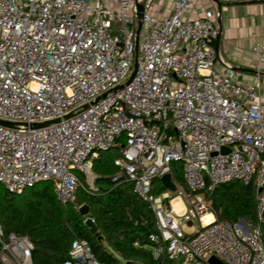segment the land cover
Listing matches in <instances>:
<instances>
[{
  "label": "built area",
  "instance_id": "2783aa9c",
  "mask_svg": "<svg viewBox=\"0 0 264 264\" xmlns=\"http://www.w3.org/2000/svg\"><path fill=\"white\" fill-rule=\"evenodd\" d=\"M198 2L173 0L156 13L155 0H0V119L15 124H0V185L19 194L52 181L57 199L74 203L76 172L95 180L94 161L119 144L111 180L132 183L153 210L156 260L264 264V39L252 45V79L241 82L231 64L217 66L215 20L186 15ZM167 173L176 190L155 192ZM235 180L257 189L256 223L219 220L205 198ZM33 250L0 222V264H33ZM62 264L105 263L76 238Z\"/></svg>",
  "mask_w": 264,
  "mask_h": 264
},
{
  "label": "trees",
  "instance_id": "16d2710c",
  "mask_svg": "<svg viewBox=\"0 0 264 264\" xmlns=\"http://www.w3.org/2000/svg\"><path fill=\"white\" fill-rule=\"evenodd\" d=\"M112 148L100 154L99 167L93 164L97 193L80 188L76 191L78 207L74 203L62 204L52 181H40L19 194L0 188V222L6 233L28 236L33 241V264H62L76 238L88 240L95 257L105 264H122L121 258L146 264H173L166 256L161 260L153 256L154 243L149 235L158 229L149 204L134 193L132 183L117 184L111 180L117 171L114 159L120 154L118 151L108 156ZM172 173L179 184L184 183L182 164L174 162ZM206 194L219 220L257 222V189L251 183L235 180ZM82 206H87V213L81 211ZM87 217L95 219L97 231L85 224Z\"/></svg>",
  "mask_w": 264,
  "mask_h": 264
},
{
  "label": "crops",
  "instance_id": "0c3cea01",
  "mask_svg": "<svg viewBox=\"0 0 264 264\" xmlns=\"http://www.w3.org/2000/svg\"><path fill=\"white\" fill-rule=\"evenodd\" d=\"M172 1L155 0V12L158 13L163 7L169 11ZM186 15H210L215 20L219 29V35L214 41L218 52L217 66L221 68L227 62L235 68L241 82H249L255 73L252 45L256 40L264 39V0H199L196 10ZM262 83L264 89V66ZM114 254L119 256L116 252ZM121 260L122 264L130 263Z\"/></svg>",
  "mask_w": 264,
  "mask_h": 264
},
{
  "label": "water",
  "instance_id": "95a60500",
  "mask_svg": "<svg viewBox=\"0 0 264 264\" xmlns=\"http://www.w3.org/2000/svg\"><path fill=\"white\" fill-rule=\"evenodd\" d=\"M218 1V0H216ZM139 7V11H138V26H137V36H136V56H137V53H138V45H139V33H140V30H141V26H142V22L140 20V17L142 15V12H141V4L138 5ZM134 74V72H133ZM121 87V86H119ZM106 94H103L102 96L98 97L96 100L93 101V103L97 102L98 100H100L101 98L105 97ZM88 105H84L82 107H79L71 112H68L67 114H65L62 118L61 117H58V118H55V119H51V120H45V121H38V122H35L32 124V127L34 128H43V127H48V126H51V125H54V124H57V123H60L62 121V119H68L70 117H72L73 115L77 114L78 112L82 111L83 109H85ZM0 124H3V125H7V126H13L15 125L14 123L12 122H9V121H5V120H2L0 119ZM223 152H228L229 149L228 148H224L222 150ZM163 184L168 188L170 189L171 191H175L176 190V184L173 182L172 180V176L170 173H167L165 175L162 176L161 178ZM87 206H82L81 207V211L83 213H87ZM85 224L92 230V231H97V224L96 222L91 218V217H87L85 219ZM210 262L212 264H224L220 259H218L215 255L211 256L210 257Z\"/></svg>",
  "mask_w": 264,
  "mask_h": 264
},
{
  "label": "rangeland",
  "instance_id": "374dc122",
  "mask_svg": "<svg viewBox=\"0 0 264 264\" xmlns=\"http://www.w3.org/2000/svg\"><path fill=\"white\" fill-rule=\"evenodd\" d=\"M133 70V68H132ZM131 70V71H132ZM120 151V148L119 147H114L112 148L110 151L107 152V155L108 156H114L115 154H117V152ZM94 163H96V165L99 167L101 165V162L96 159L94 161ZM95 169H93V172L95 173ZM77 175L81 178V186L79 187L80 189L82 190H85V191H88V192H93V193H97L96 191L98 190V187L96 185V180H93V181H88L87 178H86V175L83 173V172H76ZM155 185H156V190L155 192H160L161 190H163V182L161 181V179H158L156 180L155 182ZM3 186L0 185V188H2ZM4 188V187H3ZM79 189V190H80ZM207 194L205 193V198H207L206 196ZM208 200V199H207ZM210 201V200H208ZM211 202V201H210ZM76 203H80V200H79V196L78 194H76V198L74 199V204ZM196 225L195 224L194 226H184V230H186L187 232H193L195 229H196ZM173 264H178V261H172Z\"/></svg>",
  "mask_w": 264,
  "mask_h": 264
},
{
  "label": "bare ground",
  "instance_id": "6f19581e",
  "mask_svg": "<svg viewBox=\"0 0 264 264\" xmlns=\"http://www.w3.org/2000/svg\"><path fill=\"white\" fill-rule=\"evenodd\" d=\"M213 219V216L211 214H207L205 217H204V221L205 222H209L210 220Z\"/></svg>",
  "mask_w": 264,
  "mask_h": 264
}]
</instances>
